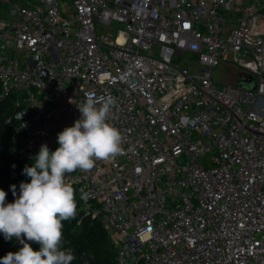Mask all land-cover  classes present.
I'll return each mask as SVG.
<instances>
[{
    "label": "built area",
    "instance_id": "built-area-1",
    "mask_svg": "<svg viewBox=\"0 0 264 264\" xmlns=\"http://www.w3.org/2000/svg\"><path fill=\"white\" fill-rule=\"evenodd\" d=\"M68 1L0 16V95L23 94L9 151H55L78 105L112 97L122 154L66 178L117 263L264 264V0ZM224 64L256 88L218 86Z\"/></svg>",
    "mask_w": 264,
    "mask_h": 264
},
{
    "label": "clouds",
    "instance_id": "clouds-1",
    "mask_svg": "<svg viewBox=\"0 0 264 264\" xmlns=\"http://www.w3.org/2000/svg\"><path fill=\"white\" fill-rule=\"evenodd\" d=\"M114 104L112 97L89 95L78 105L81 117L74 126L58 134L59 147L50 151L47 144L41 145L34 165L25 166L23 174L30 182H21L13 203H5L7 193L0 188V233L5 240L15 238L23 245L0 259V264H72L76 258L72 251L62 250V222L75 219L78 212L75 189L66 174L90 171L97 161L122 154L123 137L108 122ZM11 187L16 196V185ZM80 191L87 202L89 193ZM29 242L39 244V250Z\"/></svg>",
    "mask_w": 264,
    "mask_h": 264
},
{
    "label": "trees",
    "instance_id": "trees-1",
    "mask_svg": "<svg viewBox=\"0 0 264 264\" xmlns=\"http://www.w3.org/2000/svg\"><path fill=\"white\" fill-rule=\"evenodd\" d=\"M23 98L21 92H11L0 95V188L6 193L5 203H13L20 192L21 182H30V177L23 174L25 166H33L35 160L22 158L17 152L11 153V147L21 145L18 133L20 121L16 113L20 107L18 100ZM17 107V108H16ZM12 185H16V196L13 195ZM78 215L75 219L63 221L64 243L62 250L70 249L76 257L72 264H118L117 250L101 221L86 213L75 196ZM27 242V241H26ZM39 250L40 245L29 242ZM23 245L13 238L5 240L0 233V259L9 252H18Z\"/></svg>",
    "mask_w": 264,
    "mask_h": 264
},
{
    "label": "rangeland",
    "instance_id": "rangeland-1",
    "mask_svg": "<svg viewBox=\"0 0 264 264\" xmlns=\"http://www.w3.org/2000/svg\"><path fill=\"white\" fill-rule=\"evenodd\" d=\"M18 1L20 0H8V1L0 0V16L4 18L14 17V15H11L10 12L11 9L14 7V4L18 3ZM62 5H64V7L70 6L68 0H62ZM71 14L73 15V13ZM96 24H97V31L99 33H107V34H112V32L116 31L118 28L123 27V24H119L115 21L112 24H104L101 21L97 20ZM173 58L177 62L190 65V63L184 58H179L177 56H174ZM240 72H241V68L239 66L224 64L216 69L214 80L217 82L218 86L232 85V84L234 85L238 81Z\"/></svg>",
    "mask_w": 264,
    "mask_h": 264
},
{
    "label": "water",
    "instance_id": "water-1",
    "mask_svg": "<svg viewBox=\"0 0 264 264\" xmlns=\"http://www.w3.org/2000/svg\"><path fill=\"white\" fill-rule=\"evenodd\" d=\"M248 79L250 80L249 84H245V83L241 82L240 80H238L237 85L240 87H247L250 89L256 88V82L254 81L253 77L250 75Z\"/></svg>",
    "mask_w": 264,
    "mask_h": 264
},
{
    "label": "bare ground",
    "instance_id": "bare-ground-1",
    "mask_svg": "<svg viewBox=\"0 0 264 264\" xmlns=\"http://www.w3.org/2000/svg\"><path fill=\"white\" fill-rule=\"evenodd\" d=\"M17 108V107H16Z\"/></svg>",
    "mask_w": 264,
    "mask_h": 264
}]
</instances>
